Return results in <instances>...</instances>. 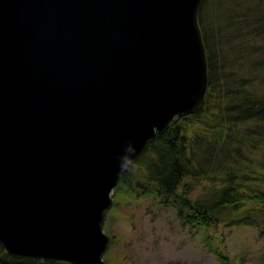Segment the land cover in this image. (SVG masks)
I'll use <instances>...</instances> for the list:
<instances>
[{"label": "water", "instance_id": "1", "mask_svg": "<svg viewBox=\"0 0 264 264\" xmlns=\"http://www.w3.org/2000/svg\"><path fill=\"white\" fill-rule=\"evenodd\" d=\"M205 0H0V245L105 264L129 161L203 108Z\"/></svg>", "mask_w": 264, "mask_h": 264}, {"label": "trees", "instance_id": "2", "mask_svg": "<svg viewBox=\"0 0 264 264\" xmlns=\"http://www.w3.org/2000/svg\"><path fill=\"white\" fill-rule=\"evenodd\" d=\"M198 20L207 100L157 132L115 192L151 196L189 227H250L264 238V0H205ZM190 183L204 185L195 198ZM0 264L68 263L15 257L0 245Z\"/></svg>", "mask_w": 264, "mask_h": 264}, {"label": "rangeland", "instance_id": "3", "mask_svg": "<svg viewBox=\"0 0 264 264\" xmlns=\"http://www.w3.org/2000/svg\"><path fill=\"white\" fill-rule=\"evenodd\" d=\"M189 185L192 198L204 186ZM113 199L103 228L111 243L105 264H221L217 249L228 264H264V238L254 228L201 230L151 196L132 199L119 190Z\"/></svg>", "mask_w": 264, "mask_h": 264}]
</instances>
